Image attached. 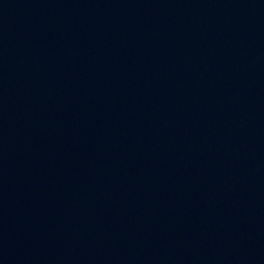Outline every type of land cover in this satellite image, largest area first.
Listing matches in <instances>:
<instances>
[{
    "label": "water",
    "instance_id": "obj_1",
    "mask_svg": "<svg viewBox=\"0 0 264 264\" xmlns=\"http://www.w3.org/2000/svg\"><path fill=\"white\" fill-rule=\"evenodd\" d=\"M0 264H264V0H0Z\"/></svg>",
    "mask_w": 264,
    "mask_h": 264
}]
</instances>
